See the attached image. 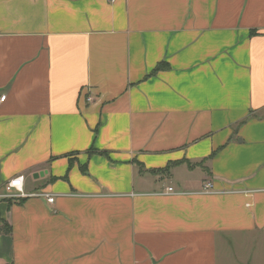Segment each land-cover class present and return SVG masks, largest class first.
<instances>
[{"label":"crops","instance_id":"1","mask_svg":"<svg viewBox=\"0 0 264 264\" xmlns=\"http://www.w3.org/2000/svg\"><path fill=\"white\" fill-rule=\"evenodd\" d=\"M2 95L0 264H264V0H0Z\"/></svg>","mask_w":264,"mask_h":264},{"label":"built area","instance_id":"2","mask_svg":"<svg viewBox=\"0 0 264 264\" xmlns=\"http://www.w3.org/2000/svg\"><path fill=\"white\" fill-rule=\"evenodd\" d=\"M5 95H2L0 97V100H3ZM23 181H24V175L19 174L11 179L6 180L2 185L0 186V199L5 198H17V197H23L26 194L23 191ZM210 183H207L205 187H210ZM172 190L170 187L168 191ZM45 197H47L48 202L53 201V197L47 193H43Z\"/></svg>","mask_w":264,"mask_h":264}]
</instances>
